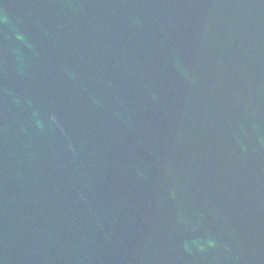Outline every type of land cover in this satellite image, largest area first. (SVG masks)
Returning a JSON list of instances; mask_svg holds the SVG:
<instances>
[{"label":"water","instance_id":"1","mask_svg":"<svg viewBox=\"0 0 264 264\" xmlns=\"http://www.w3.org/2000/svg\"><path fill=\"white\" fill-rule=\"evenodd\" d=\"M0 264H264V0H0Z\"/></svg>","mask_w":264,"mask_h":264}]
</instances>
